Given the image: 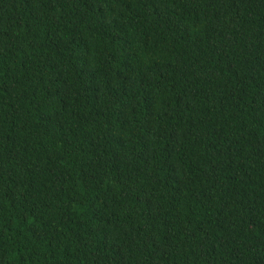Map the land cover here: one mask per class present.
Returning a JSON list of instances; mask_svg holds the SVG:
<instances>
[{"label": "trees", "instance_id": "1", "mask_svg": "<svg viewBox=\"0 0 264 264\" xmlns=\"http://www.w3.org/2000/svg\"><path fill=\"white\" fill-rule=\"evenodd\" d=\"M0 264H264V0H0Z\"/></svg>", "mask_w": 264, "mask_h": 264}]
</instances>
